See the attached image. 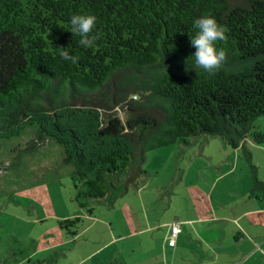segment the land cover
<instances>
[{
	"label": "trees",
	"instance_id": "1",
	"mask_svg": "<svg viewBox=\"0 0 264 264\" xmlns=\"http://www.w3.org/2000/svg\"><path fill=\"white\" fill-rule=\"evenodd\" d=\"M97 17L91 48L71 33L73 14ZM225 26V66L194 68L193 21ZM56 47L79 56L59 58ZM115 109L126 111L123 121ZM264 116V0H0V142L35 128L62 149L78 208L57 221L71 240L92 202L114 206L147 175V154L192 138L218 137L240 149L249 197L264 198L248 137ZM207 136V137H205ZM84 212V213H83ZM174 247V246H172ZM107 264H117L110 261Z\"/></svg>",
	"mask_w": 264,
	"mask_h": 264
},
{
	"label": "rangeland",
	"instance_id": "2",
	"mask_svg": "<svg viewBox=\"0 0 264 264\" xmlns=\"http://www.w3.org/2000/svg\"><path fill=\"white\" fill-rule=\"evenodd\" d=\"M114 114L123 121L126 118V111L122 109H115ZM253 125L254 130L264 132V116L256 118ZM207 138H192L188 145L178 143L147 154L143 168L148 174L138 183L148 184L145 209L134 196L135 186H131L125 199L122 198L128 201L136 221L147 216L149 224L158 229L150 231L149 235H154L152 238L145 239V236L129 240L124 246L118 244L103 251L100 258L119 249L122 261L130 264H139V259L155 258L157 246H162L163 236L160 235L165 231L160 222L174 221L175 217L187 214L191 216L202 202L246 199L252 175L243 153L240 149L233 150L218 137ZM245 147L252 155L259 180L264 182V145L248 137ZM202 149L213 156L214 161L202 158ZM61 155L60 146L39 138L35 128H29L19 138L0 142V264H99L97 258L96 261H81L90 248H84V238L96 235L99 229L104 232L105 239V226L100 220H107V227H110L112 221L108 216L117 218L118 212L109 213L108 204L103 200L92 202L93 219L87 220L83 212L82 227L76 237L79 240L75 244L71 242L67 233L59 229L57 221L74 218L76 213L73 212L80 208L73 201L75 190L69 169L56 166ZM218 161L220 164L216 165ZM95 219L97 224L87 230ZM253 222L258 226L251 234L255 237L264 234V214L256 216ZM170 225L172 223L165 226L169 228ZM236 238L237 233L231 238L233 247L239 244ZM155 259H149V263L146 260L145 264H156ZM158 264L164 262L159 260ZM190 264L197 263L193 259ZM244 264H264V247L250 255Z\"/></svg>",
	"mask_w": 264,
	"mask_h": 264
},
{
	"label": "crops",
	"instance_id": "3",
	"mask_svg": "<svg viewBox=\"0 0 264 264\" xmlns=\"http://www.w3.org/2000/svg\"><path fill=\"white\" fill-rule=\"evenodd\" d=\"M201 157L214 161L213 156H208L203 149L201 151ZM219 164L220 161L216 163V165ZM139 185L135 186L136 191L134 190V196L138 198V201L141 202V205L145 209V199L149 197V193L146 192L148 184H142L143 186L140 185L141 187ZM128 195L123 196V198L125 199ZM123 198L121 197L119 200L120 203L117 202L114 206L106 202L109 213L118 212V216L117 218L108 216L112 221L110 227H107V220H100L105 226V239H103L104 234H102L104 232L99 231V229L95 232L96 235L84 238L86 242H84V248H90L88 254L85 252V256L81 258L82 262L96 261L97 258L99 264H107L110 261H115L117 264H130L122 261L123 257H120V249L113 251L114 254L112 252L101 258L100 256L103 251L118 244L124 246L129 240L141 239L145 236H147L145 239H149V236L151 238L154 236L149 235V233L152 230L158 229L157 226L155 227L149 224L150 219L147 216L141 219L142 221H136L131 214L128 201L125 202ZM245 198L234 201L210 200L204 203L202 202L200 208L196 212H193L191 216L187 214L181 218L175 217L174 221H166L162 222V224L160 222V226L165 227V231L160 235L163 236L162 246H157L158 252L155 255L156 259L154 257L149 259H155L156 264H158L159 260L163 261L164 264H175L176 262L190 264V261L193 259L197 264L246 263L250 255H254L259 248L263 249L264 247V234L259 233L257 237L251 234L253 233L254 227L258 226L257 223L253 222L254 218L264 214V207L262 206L264 198L257 199L254 196L249 197V194ZM118 204L120 206L117 209L116 206ZM93 221L87 230H91L98 222L96 219ZM169 223H177L181 230L174 247L168 244L170 232L167 227ZM235 233L238 234L236 241L239 244L233 247L231 238L232 236L234 237ZM246 235L251 237L252 240L250 241ZM97 236H101V239L97 238ZM77 240L79 238H75L74 240L70 239L74 244ZM149 241V244H151L152 241ZM242 248H247V250L244 251ZM240 252H242L241 255L239 254ZM149 259H146L148 263ZM146 260L139 259L137 261L139 264H145Z\"/></svg>",
	"mask_w": 264,
	"mask_h": 264
},
{
	"label": "clouds",
	"instance_id": "4",
	"mask_svg": "<svg viewBox=\"0 0 264 264\" xmlns=\"http://www.w3.org/2000/svg\"><path fill=\"white\" fill-rule=\"evenodd\" d=\"M97 17L93 14H73L69 23L71 33L80 37L79 44L85 48H91L99 38V34H93L96 27ZM194 35L189 37L190 46L195 49L194 68L203 69L209 74H214L222 69L227 62L226 51L217 49V41H226L228 29L217 23L211 14H203L193 21ZM55 50L62 60L71 61L76 64L79 56L73 55L68 48L56 47Z\"/></svg>",
	"mask_w": 264,
	"mask_h": 264
},
{
	"label": "built area",
	"instance_id": "5",
	"mask_svg": "<svg viewBox=\"0 0 264 264\" xmlns=\"http://www.w3.org/2000/svg\"><path fill=\"white\" fill-rule=\"evenodd\" d=\"M169 232H170V236H169L170 239L168 241V244L170 246H175L176 239L181 232L179 225L177 223H172V225H170L169 227Z\"/></svg>",
	"mask_w": 264,
	"mask_h": 264
}]
</instances>
